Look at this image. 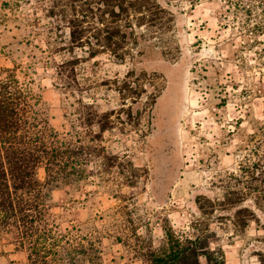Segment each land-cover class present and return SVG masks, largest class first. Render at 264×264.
I'll return each instance as SVG.
<instances>
[{"label":"rangeland","instance_id":"rangeland-1","mask_svg":"<svg viewBox=\"0 0 264 264\" xmlns=\"http://www.w3.org/2000/svg\"><path fill=\"white\" fill-rule=\"evenodd\" d=\"M156 1L168 11L163 23L139 27L123 62L108 53L83 59L71 91L55 68L71 53H48V41L68 32L50 31L51 1L0 0V78L14 74L63 132L77 121L80 98L113 112L101 143L112 167L101 179L99 156L92 182L55 189L52 217L95 245L97 264H142V249L164 242L165 223L178 231L213 229L211 247L224 251L225 264H260L264 199H223L245 160L243 144L264 122V56L256 52L264 43H230L221 0ZM27 261L26 250L0 231V264Z\"/></svg>","mask_w":264,"mask_h":264},{"label":"trees","instance_id":"trees-1","mask_svg":"<svg viewBox=\"0 0 264 264\" xmlns=\"http://www.w3.org/2000/svg\"><path fill=\"white\" fill-rule=\"evenodd\" d=\"M50 1L46 14L52 20L50 31L57 29L60 35L64 29L68 32L61 35V42L48 41V53H71V58L55 66L61 87L71 91L79 86L77 65L83 59L108 53L119 62L125 61L129 45L137 42V29L148 23L162 24L168 12L156 0ZM195 1L199 0H190V4ZM221 1L225 25L233 31L229 42L237 39L241 49L262 45L264 0ZM77 49L86 55L79 56ZM258 50V55L264 56V47ZM39 102L14 74L0 78V231L12 235L17 246L26 250L25 264H97L100 255L95 245L84 242L74 227L61 230L51 209L55 189L92 182V164L99 156L103 162L98 173L101 179V173L112 167L109 150L101 143L103 134L113 127V112H100L80 98L81 106L73 119L77 121L63 132L41 115ZM242 150L245 160L233 189L225 193L226 204L241 203L252 193L257 202L264 199V122L249 134ZM41 167L43 178L38 175ZM232 192L240 195L234 199ZM164 234L160 246L142 249V264H225L224 251L211 247L216 238L213 229L178 231L165 223ZM259 259L264 264V253H259Z\"/></svg>","mask_w":264,"mask_h":264}]
</instances>
